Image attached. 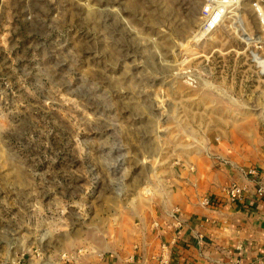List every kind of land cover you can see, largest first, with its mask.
Wrapping results in <instances>:
<instances>
[{"label": "rangeland", "instance_id": "374dc122", "mask_svg": "<svg viewBox=\"0 0 264 264\" xmlns=\"http://www.w3.org/2000/svg\"><path fill=\"white\" fill-rule=\"evenodd\" d=\"M207 4L0 0V264L110 248L184 165L261 156L264 0Z\"/></svg>", "mask_w": 264, "mask_h": 264}, {"label": "crops", "instance_id": "0c3cea01", "mask_svg": "<svg viewBox=\"0 0 264 264\" xmlns=\"http://www.w3.org/2000/svg\"><path fill=\"white\" fill-rule=\"evenodd\" d=\"M212 150L137 206L110 248L81 250L73 260L64 253L52 264H161L162 244L167 264H264V148L254 163L227 146Z\"/></svg>", "mask_w": 264, "mask_h": 264}, {"label": "built area", "instance_id": "2783aa9c", "mask_svg": "<svg viewBox=\"0 0 264 264\" xmlns=\"http://www.w3.org/2000/svg\"><path fill=\"white\" fill-rule=\"evenodd\" d=\"M208 4L205 7V11L207 14V21L209 18L212 16V14L215 11H218L219 8H226V4L231 3L233 1H239V0H207ZM225 3V4H224ZM257 12L262 20L264 22V15L262 16V10L259 6H256ZM206 21V22H207ZM216 26V25H215ZM214 26V27H215ZM213 27V28H214ZM230 194L233 196H237L240 193V188L236 185H232L229 188ZM161 252L158 254V260L161 264H167L169 261V256H168V246L166 244L161 245ZM81 251V250H80ZM68 259H74L75 255H70V254H65Z\"/></svg>", "mask_w": 264, "mask_h": 264}, {"label": "bare ground", "instance_id": "6f19581e", "mask_svg": "<svg viewBox=\"0 0 264 264\" xmlns=\"http://www.w3.org/2000/svg\"><path fill=\"white\" fill-rule=\"evenodd\" d=\"M229 9L219 8L218 11H215L205 24L206 28H208V30H211L215 25H217L221 20L226 17L227 13L229 12ZM211 22L212 26L210 25Z\"/></svg>", "mask_w": 264, "mask_h": 264}]
</instances>
